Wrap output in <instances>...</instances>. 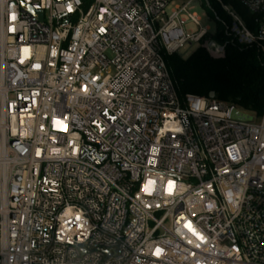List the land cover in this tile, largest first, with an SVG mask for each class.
Here are the masks:
<instances>
[{
	"label": "built area",
	"instance_id": "obj_1",
	"mask_svg": "<svg viewBox=\"0 0 264 264\" xmlns=\"http://www.w3.org/2000/svg\"><path fill=\"white\" fill-rule=\"evenodd\" d=\"M196 1L0 0V264H264V117L166 64L225 55Z\"/></svg>",
	"mask_w": 264,
	"mask_h": 264
},
{
	"label": "trees",
	"instance_id": "obj_2",
	"mask_svg": "<svg viewBox=\"0 0 264 264\" xmlns=\"http://www.w3.org/2000/svg\"><path fill=\"white\" fill-rule=\"evenodd\" d=\"M232 7L251 30L258 16L251 14L236 0H222ZM206 6L219 22L229 19L216 0H207ZM223 58H213L206 49L199 47L186 59L174 54L165 56L166 64L178 85L179 94L209 97L235 104L257 119L264 117V50L257 46L242 47L226 33Z\"/></svg>",
	"mask_w": 264,
	"mask_h": 264
},
{
	"label": "rangeland",
	"instance_id": "obj_3",
	"mask_svg": "<svg viewBox=\"0 0 264 264\" xmlns=\"http://www.w3.org/2000/svg\"><path fill=\"white\" fill-rule=\"evenodd\" d=\"M193 12L198 14L201 19L202 27H209L211 29L210 35L206 38V41L203 42L205 45L206 42H214L219 46H224L225 42L222 40L221 34L225 32V28L221 22L217 20L214 13L206 6V0H197L194 4ZM187 29L193 30L194 32H198L199 28L194 25H188ZM199 45H194L189 49L185 54L180 55L182 58L186 59L193 53ZM214 58V57H213ZM215 58H223L220 56H215ZM243 110V109H242ZM254 122H259L258 120H254Z\"/></svg>",
	"mask_w": 264,
	"mask_h": 264
},
{
	"label": "water",
	"instance_id": "obj_4",
	"mask_svg": "<svg viewBox=\"0 0 264 264\" xmlns=\"http://www.w3.org/2000/svg\"><path fill=\"white\" fill-rule=\"evenodd\" d=\"M24 9H25V10H30L29 7H26V6L24 7ZM31 13H32L33 15L39 17V18H42V13H40V12H31ZM219 51H220V52H224V48L221 47V48L219 49ZM209 99H212V100L215 99V93H211L210 96H209Z\"/></svg>",
	"mask_w": 264,
	"mask_h": 264
}]
</instances>
